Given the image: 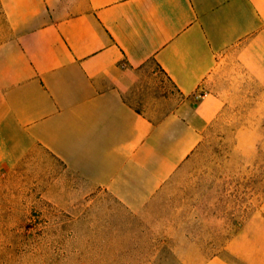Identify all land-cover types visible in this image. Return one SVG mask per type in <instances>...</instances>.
Wrapping results in <instances>:
<instances>
[{
	"label": "crops",
	"instance_id": "1",
	"mask_svg": "<svg viewBox=\"0 0 264 264\" xmlns=\"http://www.w3.org/2000/svg\"><path fill=\"white\" fill-rule=\"evenodd\" d=\"M148 61L175 105L143 85ZM237 66L264 69V0H0V168H36L54 201L116 203L133 233L221 251L198 264H264V195L207 223L180 176Z\"/></svg>",
	"mask_w": 264,
	"mask_h": 264
},
{
	"label": "rangeland",
	"instance_id": "2",
	"mask_svg": "<svg viewBox=\"0 0 264 264\" xmlns=\"http://www.w3.org/2000/svg\"><path fill=\"white\" fill-rule=\"evenodd\" d=\"M141 78L171 105L179 101L154 62L143 65ZM213 92L199 145L180 175L192 180V193L205 195L195 212L207 223L240 216L264 195V69L234 67ZM54 197L36 168H0V264H198L221 252L176 249L172 238L133 233L135 221L116 203Z\"/></svg>",
	"mask_w": 264,
	"mask_h": 264
}]
</instances>
